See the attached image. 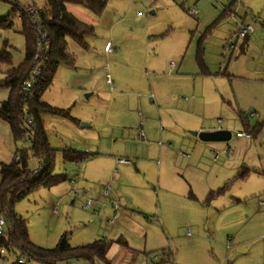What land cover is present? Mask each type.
I'll return each mask as SVG.
<instances>
[{"label":"rangeland","instance_id":"rangeland-1","mask_svg":"<svg viewBox=\"0 0 264 264\" xmlns=\"http://www.w3.org/2000/svg\"><path fill=\"white\" fill-rule=\"evenodd\" d=\"M30 3L32 0L26 1ZM193 10L195 15L191 14ZM69 11L92 26L95 35L87 39L89 50L68 42L76 64L61 66L42 97L49 105L69 111L80 124L58 117L45 118L49 144L58 152L55 173L66 175L68 180L59 186L41 188L16 205V212L28 224L32 243L54 249L64 234H68L73 247L107 240L113 242L108 254L111 264H130L128 261L136 257L137 264L162 260L165 264H264V197L243 200L244 207L234 210L211 207L213 201L209 199L189 204V186L184 189L183 199H175L170 190H159L156 184L160 173L163 183L174 177H188L196 183V177L187 174V161L173 158L162 165L165 160L155 156L151 158L154 165L150 161L140 166L134 157L141 152L136 147L141 144V124L146 123L142 119L145 110L137 101L156 105L150 102L155 96L150 92L145 96L151 84L157 96L162 95L164 85L179 100L169 112L177 129L162 122L160 115L156 137L146 136L147 143L158 147L173 142L160 132L170 130L179 138H192V125H201L202 120L209 123L212 119L217 122L230 118L238 125L242 114L253 126L264 121L263 0H110L102 17L76 6H70ZM138 12L144 16L139 17ZM21 16L13 2L0 0V20L12 21L11 27L0 29V50L11 53L13 67L26 58ZM242 25L254 28L247 43L236 37ZM172 64L173 75H184L180 82L169 78L154 81V74L169 77ZM202 66L211 77L203 75ZM8 69L0 65V82ZM108 76L111 84L107 83ZM194 77L204 97L197 106L191 86ZM125 78L130 79V85L123 82ZM226 90L233 103L237 97L242 107L235 104L238 109L229 111V100L223 102L219 96ZM9 93L0 85V104L8 100ZM121 93L127 95L125 103L117 99ZM82 123L90 127L81 128ZM229 131L235 141L237 133L245 130L241 124L239 130L233 127ZM31 145V137L15 143L9 125L0 119V184L1 164L11 163L17 150H29ZM69 150L90 156L81 164L66 162L63 152ZM173 153L180 158L183 154L192 157V151L176 143ZM118 158H129L132 166L116 165ZM38 166V159L30 153V171H36ZM241 172L245 170L240 165L236 176ZM106 185L111 187L108 198L103 195ZM222 189L228 193L231 184L215 191ZM89 200L93 204L86 210ZM116 205L119 217L114 219ZM17 256L7 255L6 261L13 264ZM0 264L4 261L0 260ZM61 264L105 263L81 259Z\"/></svg>","mask_w":264,"mask_h":264},{"label":"trees","instance_id":"trees-1","mask_svg":"<svg viewBox=\"0 0 264 264\" xmlns=\"http://www.w3.org/2000/svg\"><path fill=\"white\" fill-rule=\"evenodd\" d=\"M38 2L42 4L39 5ZM109 2L110 0H32L30 4L39 10L42 26L48 34L50 50L43 73L28 96L23 92V85L29 79L35 65L38 32L25 10L14 4L21 10L26 58L19 66L13 67L11 53L0 50V65L9 66L0 85L7 87L10 92L8 100L0 104V119L9 125L15 143L31 137L32 145L29 150H17L11 163L1 164L0 214L6 217L10 235L7 239L0 236V260L7 255L22 254L27 258L26 264H61L81 259L89 262L98 259L105 264H111L108 254L113 242L107 240L73 247L68 234H64L54 249L36 246L30 240L26 220L15 210L19 202L41 188L59 186L68 180L66 175L55 173L58 152L49 144L45 118L58 117L77 125L80 122L73 118L69 111L49 105L42 97L53 85L55 75L61 66L74 67L76 64L75 56L69 51L68 42L73 41L83 50H89L87 39L95 35V29L70 13L69 7H81L96 17H102ZM11 26V19L0 20V29H8ZM248 38L244 42L247 43ZM202 70L204 75H209L205 66H202ZM239 117L245 134L255 137L262 131L264 123L253 126L247 117L242 114H239ZM30 153L40 161V168L35 172L29 169ZM63 158L66 162L81 164L87 155L69 150L63 152ZM243 176L244 172H241L239 177ZM224 192V189L212 192L208 199L213 200ZM2 250L6 251L5 255L1 253ZM19 258L20 256H17V261L13 264H18ZM152 264H165V261Z\"/></svg>","mask_w":264,"mask_h":264},{"label":"crops","instance_id":"crops-1","mask_svg":"<svg viewBox=\"0 0 264 264\" xmlns=\"http://www.w3.org/2000/svg\"><path fill=\"white\" fill-rule=\"evenodd\" d=\"M143 16L144 14L139 17H143ZM107 48L108 46H106V51H110ZM169 69H170L169 77L167 75H162L161 73L154 74L155 77L154 81L169 78L170 80L180 82L181 79H183L184 77L183 74L173 75L174 74L173 70L175 69V67L174 68L170 67ZM204 76L211 77V73L209 72V75H204ZM123 82L128 83V85H130L131 81L130 79L125 78L123 79ZM196 83L197 80L196 77H194L191 82V86L193 89L192 92L196 96V99L194 97L193 98L195 99V103L197 106L198 104H200V102L203 103L204 97L201 93L198 92ZM161 90H162V95L157 96L158 93L156 94L155 87H153V84H151L149 90L145 92V96H147L149 92L150 94L155 96L154 101L152 99L150 101L152 104H156L154 106L148 105L147 102L143 103L142 101H137L142 105V107L145 110L146 116H144L143 118L141 114H139V116H141V118L144 121H146V123L143 124L144 122H142L141 124L140 132L138 136V139L141 142V144L138 143L136 147V148H141V152L136 153L134 157L137 159V162L140 166L141 165L144 166L143 164L150 162L151 158L152 157L154 158L155 156H159L163 160H165L164 162H162V165L163 163L170 162V160L173 158H175V160L183 159L187 161L184 162L186 166L185 169L186 170L188 169L187 174L191 177H196V183L194 180L193 181L189 180L188 177L175 178L174 176L173 179L169 181L165 180V182L163 183L164 177L160 173L156 181L158 189L163 190V188H166L167 190H170L171 192L170 194L173 198L177 199L178 197L180 198L182 197L183 199L185 197L184 189L185 187L189 186L190 187L189 194H191V197L190 196L188 197L189 198L188 203L190 204L192 200H196V201L198 200L204 202L205 200H208L212 192H216L215 190H217L218 188L219 189L222 187L227 188V186L231 184V189L229 190L228 193L224 192L222 195L214 198L212 200L213 202L211 203V205H209L211 207H215L217 209H223V210H229V209L234 210L236 207H244L243 200H247L249 198H258V196H260L257 199L259 200L260 198L264 197V126L262 128V131L255 137L239 136L238 135L239 133H244L239 131L236 135L237 140L235 141L232 140L233 139V135H232L231 138L232 141L230 140L229 142H203L197 136L194 135L192 138H186V137L179 138L177 132L174 131L168 130V131L160 132L161 136L167 138V140L173 141L174 144L175 143L178 144L179 146H181V148L192 151L191 158L185 154H183V158H180L178 157L179 156L178 154L173 153L174 152L173 142L172 143L170 142L169 144H167V146L163 145L158 147L157 145L151 144L149 142L147 143L146 141V136L149 137L150 139H153L157 135L156 132L157 131L156 126L158 125L157 116L162 115L163 117L161 116L162 119L160 117V120H162V122L165 121V123L169 124L170 127H172L173 129H177L178 126L174 118L171 115H169L170 110L172 109V107H174L173 105L177 106L179 103V100L177 98L178 95L176 93L171 92L167 88L164 89V85L161 87ZM227 90L226 92L224 91L222 94H220L219 92V96L222 98L223 102L224 100L225 101L229 100V106H230L228 107L229 111L232 110L233 108L238 109L239 107H242V104L239 102L237 97H235V102H236L235 104L238 108L234 106L235 104L233 103L231 94H229V91L227 92ZM124 96L127 95H125L124 93L118 95L117 99H119L118 101H120V103H125L126 99L124 98ZM131 113L136 115L134 110H132ZM193 115L196 118V109H194ZM252 117H257V115L253 114ZM238 122H239L238 124L239 126L236 124L237 122L236 123L231 122L230 118L224 121H222V119L221 120L219 119L217 122H215V119H212L211 122L209 123L207 122V120H202L201 125H197V123L195 122V124L192 125L195 126L192 130H194L197 133L212 132L216 130L229 131L233 127L239 130L242 124L240 118ZM262 123H264V121L257 122L256 125ZM144 130H146V133ZM142 132L144 134L143 137L140 135ZM240 139H242L243 142H241L242 140ZM146 152L148 153V156ZM86 155L87 157L90 156V154H86ZM118 159H122V158H118ZM124 159L131 161L129 158H124ZM38 162H39V166H38L39 169L40 161L38 160ZM151 162L154 165L153 160ZM116 165H120L121 167L124 168L126 167L129 168L132 166V163L130 165L119 164L116 159ZM240 165H241V169L245 170L243 177L236 176L237 171L240 168ZM166 175L165 177H167ZM194 192H196V194ZM220 197L221 198L224 197V199H228V200H224L223 202H221ZM261 203L264 206V201ZM131 256L132 258H134V255ZM136 259L137 257L135 259L129 260L128 262H130V264H137Z\"/></svg>","mask_w":264,"mask_h":264},{"label":"built area","instance_id":"built-area-1","mask_svg":"<svg viewBox=\"0 0 264 264\" xmlns=\"http://www.w3.org/2000/svg\"><path fill=\"white\" fill-rule=\"evenodd\" d=\"M13 2V4L21 7V9L25 10L27 15L29 16L33 26L36 28L38 32V51L37 55L35 57V65L34 68L32 69L30 73L29 79L25 82L23 85V92L28 96L31 93V89L34 87L35 83L39 80L40 76L43 73V70L46 66L45 60L49 54L50 50V42L48 38L47 32L44 30L40 17H39V10L32 4H26L27 0H8ZM192 15L196 14V10H193ZM139 16H142L143 13L139 12ZM254 33V28L252 26H244L242 25L240 27V30L238 34L236 35L238 40H245L247 37H250ZM110 50V47L107 48ZM171 68H174L175 66L172 64L170 66ZM108 84H111V79L108 76ZM142 137L144 136L143 132L140 134ZM239 136H248V134L245 133H239ZM18 159V158H17ZM117 162L119 164H125V165H130L131 161L127 159H117ZM111 194V187L110 185H106L103 187V195L105 198H108ZM93 202L92 201H87L85 203V209H90L92 206ZM112 205H115L114 203ZM115 210V216L114 219H117L119 217L118 213V208L117 205L114 207ZM10 235V226L6 220V217L3 214H0V236L3 238H8ZM1 253L3 255L6 254L5 250H2ZM20 258L18 260V264H26L27 263V258L22 254H19ZM4 261V264H8L6 261V258L2 259Z\"/></svg>","mask_w":264,"mask_h":264},{"label":"water","instance_id":"water-1","mask_svg":"<svg viewBox=\"0 0 264 264\" xmlns=\"http://www.w3.org/2000/svg\"><path fill=\"white\" fill-rule=\"evenodd\" d=\"M88 124L82 123L81 128H89ZM203 142H229L232 138V133L228 130H216L212 132L193 133Z\"/></svg>","mask_w":264,"mask_h":264}]
</instances>
